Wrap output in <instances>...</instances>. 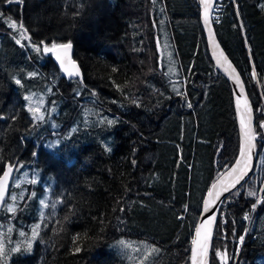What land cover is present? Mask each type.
I'll list each match as a JSON object with an SVG mask.
<instances>
[{"label": "trees", "instance_id": "1", "mask_svg": "<svg viewBox=\"0 0 264 264\" xmlns=\"http://www.w3.org/2000/svg\"><path fill=\"white\" fill-rule=\"evenodd\" d=\"M221 7L215 32L255 107L259 157L221 206L210 264H224L214 250L225 247L227 264H264V203L237 243L256 202L247 191L264 187V0H223ZM200 19L197 0H0L1 28L19 38L22 22L34 42L70 40L83 78L63 76L52 53L21 47L12 36L0 50V174L5 162H18L11 194L24 193L20 214L2 210L0 225L14 222L31 234L39 200L49 202L31 252H15L6 264H189L205 194L240 148L232 90ZM13 20L17 30L8 27ZM32 93L36 102L46 95L43 121L27 111L33 102L24 97ZM80 112L81 130L71 133ZM20 175L27 178L21 188Z\"/></svg>", "mask_w": 264, "mask_h": 264}, {"label": "snow or ice", "instance_id": "2", "mask_svg": "<svg viewBox=\"0 0 264 264\" xmlns=\"http://www.w3.org/2000/svg\"><path fill=\"white\" fill-rule=\"evenodd\" d=\"M6 3H12L14 0H5ZM18 2L22 3V0H18ZM202 3L206 5L205 7V19L207 20L208 17V9L207 5L210 3V0H202ZM11 20V18H9ZM242 26V25H241ZM8 27L12 28L13 30H17V24L13 20L11 23L8 24ZM28 30L24 27L23 23L21 22L19 25L18 35L19 38H15V43L17 45H20L21 47H30L35 52L40 53H52L55 56V59L59 62V67L63 73H65L69 78H79L80 82L82 83L83 78L80 71V67L78 63L72 58V42L70 40L66 42L57 43L56 41H50L46 42L44 40H40L39 42H34L31 40L30 35L27 34ZM27 40V45L23 44L22 41ZM165 46H167L165 44ZM169 57H171V54L169 53ZM227 58L223 56V53H221L217 57V63L221 65V67L224 66V63L226 62ZM231 68V65H228V67L225 68V71L228 72ZM113 71H116V69H113ZM169 72H174V68H169ZM234 72V69H232ZM231 74V73H230ZM29 77H35L37 73L30 72L27 74ZM14 82L17 85L22 86V82L20 79L14 78ZM119 87V86H117ZM173 91L177 93V95L184 96L185 94L176 87L175 84H173ZM48 92L51 91V89H47ZM93 95H95V92H93ZM26 101H31L33 99L32 95H27L24 97ZM44 101L43 98H39L38 105H43ZM133 103H136L133 101ZM185 103L187 107L191 108L193 105L190 101H188L185 98ZM139 106V105H137ZM237 109L239 112V123L242 133V144L239 148L238 157L233 162L231 168L225 169V173L229 176H231L233 173H235V176H233L232 181L229 184H222L220 178L218 177L217 183H213L211 185V188L208 190L206 198L203 202V213H207L209 211H212L211 216H207L205 219L201 221V223L195 228V238L192 240V244L196 247L191 250V264H207V257L209 255L210 251V241L211 237L213 235L214 227H215V221L218 214L223 215L220 212V208L217 206L216 202L220 201V197L222 193L225 192H231L232 189L236 188V185L240 183V181L244 178V176L247 174V171L249 169V163L252 160V151L255 148L254 141L256 139L257 133L253 130L252 123H251V109L248 106L247 101L245 100L243 102V106H241V101L238 98L237 99ZM27 111L32 114V118L34 121H43L45 119V112L41 111L40 106L32 107L31 105L27 107ZM15 119V117H12ZM0 119H4L3 116H0ZM114 120H107V123L109 125L113 124ZM259 127L261 129H264V122H261ZM75 131V129H73ZM106 151H111V148L107 145L105 146ZM2 162V161H0ZM135 160H133V164H135ZM261 165H264V160L261 161ZM21 165L14 164L12 162H5V170L0 174V210H3L6 213L14 214L17 211L18 208V196L15 193H12L11 195L7 192V182L9 180L10 174L13 172L14 169H18ZM224 173L221 174L223 176ZM31 183H36L35 180H32ZM16 187H19V183H16ZM238 191L236 193H233V195H238ZM264 187L259 189V193L255 189H249L247 191L248 197H255L256 202L251 204V210L255 211L258 204L264 203ZM8 196V200H5V197ZM31 196H35V193H31ZM229 199V197H225V201H220V203H224ZM19 200H24V193L22 192L19 195ZM39 204L44 208L47 209L49 207V204L46 202L45 199H40ZM54 207V205H53ZM187 206H185L186 208ZM214 209V210H213ZM123 211V209H121ZM243 219L245 221L249 220V215L247 213L244 214ZM227 218L225 217L222 219L221 223H227ZM44 223V212L42 211L40 213L39 222L32 225L30 230V235L25 233L23 230H18L19 237L23 238L22 241H17L13 243L10 239V234L13 231V226L7 227V233H0V237L7 236V244L0 239V264H6L7 258L14 252H20L21 247L23 246L24 251L27 253H30L33 247V243L36 241V239L40 236L41 231V225ZM234 223V222H233ZM4 225H0V228H3ZM222 234H224V230H221ZM247 229L244 230V232L237 238L238 245H242L245 236L247 235ZM225 238L226 237V234ZM233 236H235V232H233ZM76 239H79V237L74 238V242ZM118 245L122 248H132V245L124 240H119ZM146 250H148V245L143 246ZM81 249L77 247L75 251L79 252ZM134 251H138V249H134ZM151 251H157L156 249H151ZM237 253H234L232 256V260H235ZM214 255L218 258L220 261H224V264H227L228 256H227V248L225 247L223 251L220 249L214 250ZM199 257V259H198Z\"/></svg>", "mask_w": 264, "mask_h": 264}, {"label": "water", "instance_id": "3", "mask_svg": "<svg viewBox=\"0 0 264 264\" xmlns=\"http://www.w3.org/2000/svg\"><path fill=\"white\" fill-rule=\"evenodd\" d=\"M217 1L218 0H210V3L207 5L208 17H207V20H206L205 19V7H206V5L204 3H202V0H197L198 5H199V7L201 9V19L200 20L202 21L203 28H204V31H205V34H206L207 45H208L210 57H211L214 65H215L216 69L228 80V82L230 84V87H231V90H232L233 103H234V109H235V115H236L235 119H237V128H238V132H239V144L241 146V144H242V133H241L240 123H239V112H238V109H237V99L238 98L240 99L241 106H243V102L245 100L247 101L248 106L251 109V123H252V127H253V130L257 133V131H256V118H255L256 117L255 107H254L253 102H252V100H251V98L249 96V93H248L246 85H245V81H243L244 79H243L241 73L239 72L238 69H236L235 64L233 63V61L230 59L229 55L227 54V52L223 48V46L220 43V41H219V39L217 37V34L215 32L216 29H215V24H214V20H213V11H214V6L216 5ZM72 45H73V47H72V58L75 60V58H74V50H73L74 49V44L72 43ZM221 53H223V56L227 58V60L224 63L223 67H221V65L217 63V57ZM52 55H53V58H54L55 62L59 66V62L55 59L54 54H52ZM78 65H79V63H78ZM228 65H231V68L229 69L228 72H226L225 68L228 67ZM79 67H80V65H79ZM232 69H234V72L232 71ZM80 71H81V74H82L81 67H80ZM62 75L67 77V78H69L63 72H62ZM257 141H258V135L256 136V139L254 141L255 148L252 151V160L249 163V169L250 170L247 171V174L240 181V183L236 185L235 189H232L231 192L222 193V195L220 197V201H225V197H228V194L230 195V193H232L233 191L238 189L240 186H242L245 183V180H247L251 175H253V172L255 170V167L257 166L258 157H259L258 150H257V143H256ZM237 157H238V155H237ZM237 157H236V159H237ZM233 162L229 165L228 168H231ZM15 164H18V162H16ZM222 173H224L223 176H221ZM222 173L219 175V178H220L222 184H225V185L229 184L232 181L233 176H235V173H233L231 176L227 175L225 173V171H223ZM15 174H16V169H14L13 172L10 174L9 180L7 182V192H8L9 195L11 194V188H12V185H13ZM217 181H218V177L213 183H217ZM205 195H207V194H205ZM205 198H206V196H205ZM5 200L6 201L8 200V196L5 197ZM220 201H217L216 204L220 208V212H221V208H222L221 206L223 205V203H220ZM201 208L203 209V205H202ZM202 209H201V213L199 215L198 220H196L197 223L195 225V228L201 223V221L203 219H205L207 216H211L212 215V211H209L207 213H203ZM1 211L2 210H0V212ZM219 217H220V214L217 215V218H216V221H215V227H214L213 235H212L211 241H210V251H209V255L207 257V264H210V258L209 257L211 255V248H212L211 244H213V241H214L215 231H216V227H217V223H218ZM194 238H195V229H194V232H193L192 240ZM190 246L191 247H190V251H189V264H191V254H192L191 250L196 247L195 245L192 244V242H191ZM198 259H199V257H198Z\"/></svg>", "mask_w": 264, "mask_h": 264}, {"label": "rangeland", "instance_id": "4", "mask_svg": "<svg viewBox=\"0 0 264 264\" xmlns=\"http://www.w3.org/2000/svg\"><path fill=\"white\" fill-rule=\"evenodd\" d=\"M234 1V0H233ZM3 22H4V25L5 26H7V23L9 22V21H5V20H3ZM1 27H3L2 26V23H0V50H2V48L4 47V42H5V39H7L8 38V36H12L13 37V39H14V37L16 38V36L13 34V32L11 31V30H8V29H6V28H1ZM15 40V39H14ZM23 42V41H22ZM75 78V77H74ZM36 91H38V93H39V90L38 89H35ZM32 96H33V99L30 101V102H33V105H31L32 107H36V106H40L41 107V111H42V109L44 110V108H43V106L42 105H38V102H36V100H37V98H38V94H35V93H32L31 94ZM44 97H45V100L47 101V98H46V95L44 94ZM45 100H43V101H45ZM30 106V105H29ZM67 109L70 107V106H65ZM56 108V107H55ZM44 112H45V118H47L48 116H50V114H49V112L48 111H46V110H44ZM47 124H49L48 122H45V125H47ZM81 112H80V115H79V117L76 119V124L74 125V127L72 128V131H71V133H74V131H73V129H75V131H80L81 130ZM100 124V123H99ZM102 125V124H101ZM103 126V125H102ZM93 127H95V126H93ZM49 129L50 130H52V131H54L53 133H56V135L58 134V131H57V128L55 127V126H52V123H50V126H49ZM99 140H101V138H98ZM24 175H20V177H19V179H18V181L16 182V183H19V188H21L22 186H23V184H24V182L27 180V178L26 177H23ZM16 194V193H15ZM17 196H18V201H17V203L19 202V195L17 194ZM46 202L47 203H49L47 200H46ZM259 205V204H258ZM18 206H19V203H18ZM258 207V206H257ZM22 208H17V211H16V215H18V214H20V210H21ZM40 209H42L43 210V207L40 205ZM42 210H40V213L42 212ZM33 215H34V217L37 219V218H40V214H39V216H37L38 214L35 212V213H33ZM12 225H13V231H12V233L10 234V239H11V241L13 242V243H15V242H17V241H22V239L23 238H21V237H19V235H18V231H16V228H14V222H12L11 223ZM12 225H10V226H12ZM0 233H7V230H4V227L3 228H0ZM28 234V233H27ZM28 235H30V234H28ZM16 237H17V239H16ZM0 239H2L4 242H5V244H7V236L5 235L4 237H0ZM34 244H35V242L33 243V246H34ZM24 248H23V246L21 247V251L23 250ZM15 253V252H14ZM14 253H12L8 258H7V262L6 263H8L9 262V260L11 259V256L14 254ZM18 253V252H17Z\"/></svg>", "mask_w": 264, "mask_h": 264}, {"label": "built area", "instance_id": "5", "mask_svg": "<svg viewBox=\"0 0 264 264\" xmlns=\"http://www.w3.org/2000/svg\"><path fill=\"white\" fill-rule=\"evenodd\" d=\"M222 3H223V0H218L216 5L214 6V11H213V20H214V23L215 22H219L220 21V17H221V14H222V10H223V7L222 6ZM257 208L255 209V211H252L251 209L246 211L245 213H247L249 215V220L248 221H245L246 222V229L248 230L251 223H252V220L254 218V215H255V212H256Z\"/></svg>", "mask_w": 264, "mask_h": 264}]
</instances>
